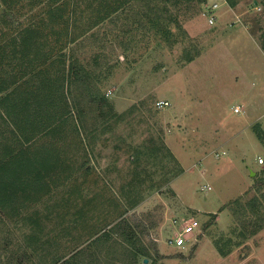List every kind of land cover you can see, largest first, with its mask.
<instances>
[{
  "label": "rangeland",
  "instance_id": "374dc122",
  "mask_svg": "<svg viewBox=\"0 0 264 264\" xmlns=\"http://www.w3.org/2000/svg\"><path fill=\"white\" fill-rule=\"evenodd\" d=\"M230 1L235 4L141 0V7L156 6L181 29H173L169 40H151L139 59L130 54L124 60L126 54L104 35L108 21L89 33L84 46L71 45L79 58L99 54L104 65L93 84L109 106L104 117L96 110L80 115L87 133L74 155L79 172L55 198L72 186L82 196L73 201L78 207L91 199L97 229L126 212L151 256L140 255L136 264H264V212L260 218L252 210L254 201L264 209V0ZM33 2L7 11L0 0V44L45 12ZM212 2L218 8L210 24L205 9ZM91 17L86 10L77 25ZM118 20L122 25L124 18ZM185 51L197 55L192 62L182 61ZM11 214L5 228L14 242L25 244L32 229ZM190 219L199 231L184 247L170 245ZM87 230L76 227L62 242L75 247L62 254V245H48L54 232L45 233L40 241L48 242L39 251L50 248L51 257L44 260L37 251L35 263L68 259L90 244ZM123 245L112 232L106 244L93 246L98 264H132Z\"/></svg>",
  "mask_w": 264,
  "mask_h": 264
},
{
  "label": "trees",
  "instance_id": "16d2710c",
  "mask_svg": "<svg viewBox=\"0 0 264 264\" xmlns=\"http://www.w3.org/2000/svg\"><path fill=\"white\" fill-rule=\"evenodd\" d=\"M23 1L1 0L7 11ZM33 1L31 5L43 7L45 12L37 13V19L28 23V27L14 29L0 44V264H37L35 253L48 242L40 241L42 235L46 233L49 237L54 232L48 245L57 250L82 225L88 229L86 238L90 244L68 259L60 257L50 264H98L93 246L106 244L112 232L122 238L132 264H136L140 255L151 258L141 243L142 233L138 234L137 226L124 216L126 212L116 214L113 221L97 229L91 224V199H83L78 207L73 201L82 196L72 186L61 198H55L63 191L60 188L69 186L79 172L74 155L78 153L76 150L81 151L87 133L80 115L96 110L104 117L102 111L109 106L93 84L104 65L99 54L79 58L71 47L77 43L84 46L89 33L108 21L111 27L104 25L110 29L104 35L118 44L126 54L124 60L130 54L139 59L151 40L157 37L169 40L173 29L181 28L176 19H165L156 6L146 2L141 7V0H98L96 4L91 0ZM123 8V13L118 14ZM88 9L94 18L77 25ZM120 16L124 21L118 26ZM196 56L185 51L182 61L190 63ZM259 134L264 138L263 131ZM40 204L43 209L37 208ZM259 205L252 202V210L261 218L264 209ZM13 212L15 219L28 222L32 229L24 235L28 239L25 244L14 242L5 228L6 222L13 219ZM57 216L59 221L55 220ZM57 226L60 228L55 232ZM73 239L76 238L72 236L70 240ZM62 246L60 254L75 247ZM49 249L39 251L44 260L48 254L51 257Z\"/></svg>",
  "mask_w": 264,
  "mask_h": 264
},
{
  "label": "built area",
  "instance_id": "2783aa9c",
  "mask_svg": "<svg viewBox=\"0 0 264 264\" xmlns=\"http://www.w3.org/2000/svg\"><path fill=\"white\" fill-rule=\"evenodd\" d=\"M208 8L205 9L208 17V22L212 24L215 21V15H216V9L218 8V3L217 2H212L210 3ZM164 104V102H162ZM238 109H235V112H237ZM260 163H262V160H260ZM200 225L195 219H190L187 221L185 224L182 223L180 225L179 231L175 233L174 238L172 240H169V244L174 246V247H184L189 243L193 236L195 235V232L199 231ZM176 236V237H175Z\"/></svg>",
  "mask_w": 264,
  "mask_h": 264
},
{
  "label": "water",
  "instance_id": "95a60500",
  "mask_svg": "<svg viewBox=\"0 0 264 264\" xmlns=\"http://www.w3.org/2000/svg\"><path fill=\"white\" fill-rule=\"evenodd\" d=\"M250 176H254V172L250 171ZM145 262H147V260H145Z\"/></svg>",
  "mask_w": 264,
  "mask_h": 264
}]
</instances>
